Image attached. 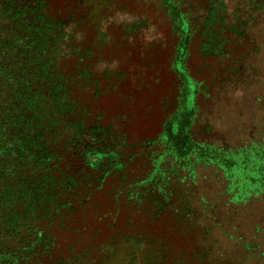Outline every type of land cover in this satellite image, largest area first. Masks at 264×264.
<instances>
[{
    "label": "rangeland",
    "instance_id": "374dc122",
    "mask_svg": "<svg viewBox=\"0 0 264 264\" xmlns=\"http://www.w3.org/2000/svg\"><path fill=\"white\" fill-rule=\"evenodd\" d=\"M49 1L46 17L64 19L67 33L55 48L59 73L74 77L85 64L100 79L98 95L93 87L81 96L102 116L104 139L113 133L108 145L116 158L92 169L98 157L76 149L74 170L83 186L71 199L87 204L78 209V224L67 230L56 223L53 255L23 260L17 254L36 241V231L28 225L8 234L2 225L0 244L9 258L19 264H264L262 1L224 0V15L238 28L222 34L225 54L203 46L211 0ZM49 1L0 0V40L12 38L19 21L11 8L35 19L40 2L48 7ZM87 179L103 187L89 195Z\"/></svg>",
    "mask_w": 264,
    "mask_h": 264
},
{
    "label": "trees",
    "instance_id": "16d2710c",
    "mask_svg": "<svg viewBox=\"0 0 264 264\" xmlns=\"http://www.w3.org/2000/svg\"><path fill=\"white\" fill-rule=\"evenodd\" d=\"M259 2L264 6V0ZM210 3L211 9L204 21L206 41L203 46L208 52L225 54L228 40L224 36L238 28L231 14L224 15L228 14L224 0H211ZM40 4L42 8L37 10L39 15L35 19L11 8L10 17L19 21L11 27L12 38L0 40V226L7 229L6 233L11 230L14 234L29 225L37 237L36 241H29L31 243L22 254H17L21 260L29 259L30 254L42 258L52 256L57 242L51 228L59 223L70 230L78 224L77 215L81 211L78 209L85 205V200L71 199L76 196L74 191L82 193L79 188L83 186L74 170V151L93 152L98 163H89L92 169L103 168V160L115 164L116 158L108 145L113 133L104 139L108 133L101 124L102 116L93 115L89 99L81 96L93 87L97 88L94 97L98 95L101 90L96 85L100 79L94 78L85 64L78 66L74 77L60 75L55 48L65 41V20H50L46 17L51 10L50 1L48 7ZM255 14L247 13L244 25ZM70 20L75 24V17ZM135 32L129 29V33ZM70 38L74 40V32ZM72 51L77 55L76 45ZM82 52L88 55L83 49ZM78 59L82 60V56ZM90 116L95 121L90 120ZM65 131H72V134L69 136ZM60 138L63 145L57 146ZM112 166L107 173L114 168ZM85 182L88 186H84V190L90 188L89 195L103 187L101 183L95 187L96 184H90L88 179ZM9 257V252L0 244V264H19Z\"/></svg>",
    "mask_w": 264,
    "mask_h": 264
}]
</instances>
